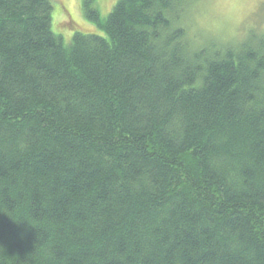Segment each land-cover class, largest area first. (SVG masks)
Listing matches in <instances>:
<instances>
[{"label": "trees", "instance_id": "1", "mask_svg": "<svg viewBox=\"0 0 264 264\" xmlns=\"http://www.w3.org/2000/svg\"><path fill=\"white\" fill-rule=\"evenodd\" d=\"M194 2L66 41L0 0V264H264V31L203 37Z\"/></svg>", "mask_w": 264, "mask_h": 264}, {"label": "rangeland", "instance_id": "2", "mask_svg": "<svg viewBox=\"0 0 264 264\" xmlns=\"http://www.w3.org/2000/svg\"><path fill=\"white\" fill-rule=\"evenodd\" d=\"M52 27L55 33L69 41L77 29L105 36L87 12L97 10L102 18L112 11L118 0H53ZM86 6V3H88ZM86 6V7H85ZM194 32H202L221 41L236 43L250 34L259 36L264 31V0H195L190 12ZM76 29V30H75ZM192 31V32H193Z\"/></svg>", "mask_w": 264, "mask_h": 264}]
</instances>
